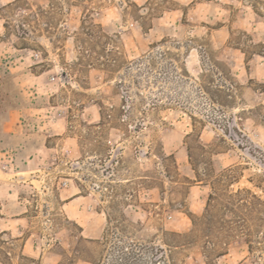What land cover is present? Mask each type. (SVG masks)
Returning <instances> with one entry per match:
<instances>
[{
	"label": "rangeland",
	"instance_id": "1",
	"mask_svg": "<svg viewBox=\"0 0 264 264\" xmlns=\"http://www.w3.org/2000/svg\"><path fill=\"white\" fill-rule=\"evenodd\" d=\"M0 264H264V0H0Z\"/></svg>",
	"mask_w": 264,
	"mask_h": 264
},
{
	"label": "built area",
	"instance_id": "2",
	"mask_svg": "<svg viewBox=\"0 0 264 264\" xmlns=\"http://www.w3.org/2000/svg\"><path fill=\"white\" fill-rule=\"evenodd\" d=\"M35 57H37V55H35Z\"/></svg>",
	"mask_w": 264,
	"mask_h": 264
}]
</instances>
